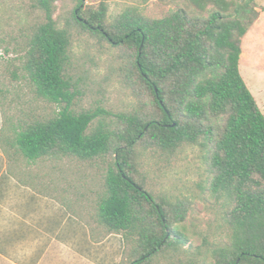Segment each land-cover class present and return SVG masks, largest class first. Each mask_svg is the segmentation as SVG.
Instances as JSON below:
<instances>
[{
	"label": "trees",
	"instance_id": "1",
	"mask_svg": "<svg viewBox=\"0 0 264 264\" xmlns=\"http://www.w3.org/2000/svg\"><path fill=\"white\" fill-rule=\"evenodd\" d=\"M57 1L39 0L43 22L23 69L40 97L65 106L54 117L9 120L2 129L0 145L18 178L28 174V184L64 204L19 162L101 160L98 221L128 243L120 264H157L165 256L179 264H264V113L240 72L244 36L260 16L256 0H181L184 6L161 19L129 7L112 21L105 1L93 10L77 0L74 23L126 52L127 82L140 99L139 108L97 126L105 111L72 109L71 34L54 19ZM6 96L0 85V106ZM184 145L206 153L209 191L226 228L223 242L185 262L188 205L155 195L140 170L145 152Z\"/></svg>",
	"mask_w": 264,
	"mask_h": 264
},
{
	"label": "rangeland",
	"instance_id": "2",
	"mask_svg": "<svg viewBox=\"0 0 264 264\" xmlns=\"http://www.w3.org/2000/svg\"><path fill=\"white\" fill-rule=\"evenodd\" d=\"M102 1L108 5L110 21L129 7L139 8L146 17L161 19L184 6L181 0H84V7L97 10ZM76 3L57 1L54 19L59 28H67L71 34L69 74L76 92L72 109L78 113L105 111L107 114L93 123L97 126L99 121L109 123L116 115L139 108L140 99L127 82L126 52L77 26L72 17ZM256 5L260 16L244 36L240 72L264 113V0H256ZM41 22L39 0H0V85L7 92L0 106V136L9 120L32 123L54 117L65 106L40 97L23 69L29 40ZM19 163L26 171L40 174L52 192L59 194L66 214L76 218L75 222L66 221L65 230L73 234L74 227L79 253L96 256L102 264H120L128 243L122 234H110L98 221L106 165L101 160L75 157L34 164L22 159ZM140 170L155 195L188 205L187 219L181 224L188 239L184 262L223 242V212L209 191L206 153L199 146L184 145L172 153L157 149L145 152ZM26 175L23 182H32ZM177 260L165 256L157 264H179Z\"/></svg>",
	"mask_w": 264,
	"mask_h": 264
},
{
	"label": "crops",
	"instance_id": "3",
	"mask_svg": "<svg viewBox=\"0 0 264 264\" xmlns=\"http://www.w3.org/2000/svg\"><path fill=\"white\" fill-rule=\"evenodd\" d=\"M64 205L18 178L0 147V264H102L79 253Z\"/></svg>",
	"mask_w": 264,
	"mask_h": 264
}]
</instances>
